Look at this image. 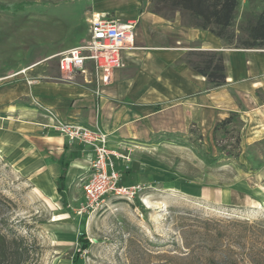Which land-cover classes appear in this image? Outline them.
Wrapping results in <instances>:
<instances>
[{
  "label": "rangeland",
  "instance_id": "rangeland-1",
  "mask_svg": "<svg viewBox=\"0 0 264 264\" xmlns=\"http://www.w3.org/2000/svg\"><path fill=\"white\" fill-rule=\"evenodd\" d=\"M132 1L0 0V99L13 86L7 81L29 84L22 68L84 44L94 8L129 14ZM239 3L236 34L264 8V0ZM154 9L150 4L148 10L166 21L190 23L186 14ZM56 61L41 64L46 74H57ZM41 65L30 72H42ZM241 129L239 120L209 139L196 130L157 138L135 152L127 168V181L141 184L142 194L128 203L106 198L96 211L84 210L80 192L62 203L48 198L0 157V194L13 203L0 218L7 220L8 235L27 239L38 264H73L80 236L89 247L77 264H214L209 257L216 264H264V172L258 171L264 137L242 145ZM201 188L217 192L218 203L207 193L200 198ZM240 193L252 206L225 200Z\"/></svg>",
  "mask_w": 264,
  "mask_h": 264
},
{
  "label": "crops",
  "instance_id": "crops-1",
  "mask_svg": "<svg viewBox=\"0 0 264 264\" xmlns=\"http://www.w3.org/2000/svg\"><path fill=\"white\" fill-rule=\"evenodd\" d=\"M132 2L134 11L129 14L93 9L135 24L134 45L122 51L123 67L107 84L97 83L92 75L67 78L57 67L56 75L46 74L41 64L54 53L22 68L32 84L7 81L13 86L0 99V157L56 202L74 199L77 192L83 196L81 183L90 174L94 153L89 146L67 142L53 129L47 111L62 122L103 131L107 149L129 158L128 163L116 162L125 184H132L127 181L132 155L157 138L196 130L209 139L214 127L232 115L234 122L242 123V145L264 137V51L233 49L208 31L182 25L178 17L164 20L148 10V2L144 6ZM190 51L221 53L226 84L209 88L205 78L183 61ZM40 65L42 72H30ZM62 163L67 166L60 180ZM258 171L264 172V167ZM205 190L200 189V198L207 193L209 202L217 204L218 193L204 194ZM247 198L240 193L225 200L252 206Z\"/></svg>",
  "mask_w": 264,
  "mask_h": 264
},
{
  "label": "built area",
  "instance_id": "built-area-1",
  "mask_svg": "<svg viewBox=\"0 0 264 264\" xmlns=\"http://www.w3.org/2000/svg\"><path fill=\"white\" fill-rule=\"evenodd\" d=\"M88 37L84 44L51 56L56 59L58 72L73 78L78 75H92L97 83L107 84L110 76L123 67L122 51L134 45L132 22L121 23L104 14L91 13L87 19ZM26 70H22L23 74ZM33 80L28 83L32 84ZM48 120L67 142H77L89 146L94 153L89 163L90 174L82 181L84 210L96 211L106 198L123 202H133L142 194L141 184L123 183V174L116 162H129L128 156L109 151L106 147L107 135L98 128H88L69 122H62L47 111Z\"/></svg>",
  "mask_w": 264,
  "mask_h": 264
},
{
  "label": "trees",
  "instance_id": "trees-1",
  "mask_svg": "<svg viewBox=\"0 0 264 264\" xmlns=\"http://www.w3.org/2000/svg\"><path fill=\"white\" fill-rule=\"evenodd\" d=\"M153 4L155 12L165 10L172 13L186 14L189 19L188 27L208 31L220 39L226 46L239 50L264 49V8L234 31L239 0H147ZM183 61L199 76L205 78L211 89L226 84L223 56L219 52L190 51L184 55ZM234 122V116H229L214 127L227 128ZM237 146L239 136L235 137ZM215 161V159H212ZM66 164H61L60 180L63 179ZM13 203L0 194V215L10 211ZM7 220L0 218V264H38L31 244L24 237L8 235ZM78 248L72 263L77 264L79 257L89 247L88 242L78 237ZM209 263L216 264L213 257ZM177 264V263H176Z\"/></svg>",
  "mask_w": 264,
  "mask_h": 264
}]
</instances>
